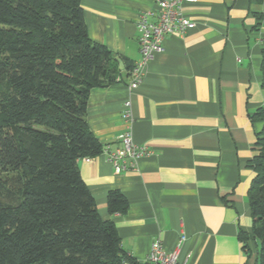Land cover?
<instances>
[{"label":"crops","instance_id":"0c3cea01","mask_svg":"<svg viewBox=\"0 0 264 264\" xmlns=\"http://www.w3.org/2000/svg\"><path fill=\"white\" fill-rule=\"evenodd\" d=\"M81 4L90 38L115 54L121 72L114 85L92 91L89 128L103 146L118 147L129 102L133 140L151 151L137 171L121 175L102 154L79 161L101 219L115 224L135 262L160 241L168 251L179 248V260L187 264H259L257 243L245 244L240 235L251 234L254 224L249 161L264 125L252 118L264 106V0L186 4L195 29L164 41L135 90L125 62L139 61L137 18L156 0ZM113 190L127 199L126 214L109 213Z\"/></svg>","mask_w":264,"mask_h":264},{"label":"trees","instance_id":"16d2710c","mask_svg":"<svg viewBox=\"0 0 264 264\" xmlns=\"http://www.w3.org/2000/svg\"><path fill=\"white\" fill-rule=\"evenodd\" d=\"M81 2L0 0V264L133 261L79 170L103 152L87 123L89 97L121 74L115 54L90 38ZM261 74L264 93V51ZM252 118L264 124V106ZM256 147L253 230L240 238L257 243L264 264V125ZM107 208L123 215L129 203L113 190Z\"/></svg>","mask_w":264,"mask_h":264},{"label":"built area","instance_id":"2783aa9c","mask_svg":"<svg viewBox=\"0 0 264 264\" xmlns=\"http://www.w3.org/2000/svg\"><path fill=\"white\" fill-rule=\"evenodd\" d=\"M197 0H156V6L143 11L137 18L139 34L140 59L133 64L130 71V88L137 89L144 78L145 67L154 57L164 51L163 43L168 37H185L195 29L196 23L184 12L186 4H194ZM122 118L127 123V129L121 134L120 145L112 148L103 146L102 155L113 166L115 174L135 172L141 158L151 155L146 147L137 145L131 133V105L125 103ZM181 243L185 237L180 239ZM126 264H187L179 260V248L168 251L160 241H155L143 262H127Z\"/></svg>","mask_w":264,"mask_h":264},{"label":"water","instance_id":"95a60500","mask_svg":"<svg viewBox=\"0 0 264 264\" xmlns=\"http://www.w3.org/2000/svg\"><path fill=\"white\" fill-rule=\"evenodd\" d=\"M119 63H120V69L122 68L123 69V63L121 62V60H118Z\"/></svg>","mask_w":264,"mask_h":264}]
</instances>
